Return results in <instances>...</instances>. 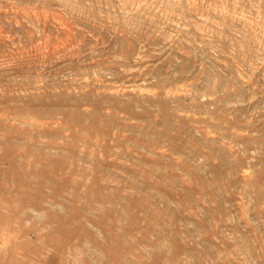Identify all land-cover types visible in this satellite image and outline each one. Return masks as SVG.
I'll list each match as a JSON object with an SVG mask.
<instances>
[{"label": "rangeland", "instance_id": "rangeland-1", "mask_svg": "<svg viewBox=\"0 0 264 264\" xmlns=\"http://www.w3.org/2000/svg\"><path fill=\"white\" fill-rule=\"evenodd\" d=\"M0 264H264V0H0Z\"/></svg>", "mask_w": 264, "mask_h": 264}, {"label": "bare ground", "instance_id": "bare-ground-1", "mask_svg": "<svg viewBox=\"0 0 264 264\" xmlns=\"http://www.w3.org/2000/svg\"><path fill=\"white\" fill-rule=\"evenodd\" d=\"M35 109V108H34ZM245 172V171H244Z\"/></svg>", "mask_w": 264, "mask_h": 264}]
</instances>
